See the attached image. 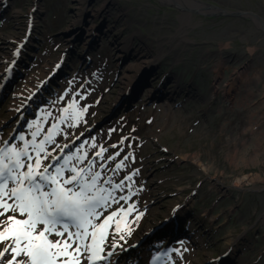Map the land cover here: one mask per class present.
<instances>
[{
  "label": "rangeland",
  "instance_id": "1",
  "mask_svg": "<svg viewBox=\"0 0 264 264\" xmlns=\"http://www.w3.org/2000/svg\"><path fill=\"white\" fill-rule=\"evenodd\" d=\"M200 1L264 19V0ZM8 2L0 4V78L23 39L13 66L25 77L0 91V149L11 138L3 150L35 158L33 144H44L43 164L73 156L78 168L100 173L111 197L96 222L132 207L114 217L120 231L113 223L103 255L123 237L149 236L153 221L193 192L196 209L182 206L167 223L174 229L136 264H207L232 246L227 263L264 264V35L254 24L183 15L159 0ZM157 57L146 87L136 68ZM44 79L51 83L39 86ZM129 82L137 87L126 97ZM24 102L25 122L17 123Z\"/></svg>",
  "mask_w": 264,
  "mask_h": 264
},
{
  "label": "snow or ice",
  "instance_id": "2",
  "mask_svg": "<svg viewBox=\"0 0 264 264\" xmlns=\"http://www.w3.org/2000/svg\"><path fill=\"white\" fill-rule=\"evenodd\" d=\"M47 139L53 142L51 134ZM33 147L35 158L26 149H0V217H4L0 220V243L5 245L0 249V264H83V260L99 264L106 259L103 245L112 224L120 231L121 221L114 217L129 214L132 207L113 212L97 223L111 197V192L100 185V173L93 172L91 165L78 168L72 163L73 156L60 164L45 165L43 160L49 154L44 144L34 143ZM75 159L82 162L80 157ZM65 172L71 175L66 177ZM10 181L13 187H9ZM107 183L112 182L109 179ZM16 213L25 218H17ZM53 236L59 239L50 238ZM5 256L10 259L5 260Z\"/></svg>",
  "mask_w": 264,
  "mask_h": 264
},
{
  "label": "water",
  "instance_id": "3",
  "mask_svg": "<svg viewBox=\"0 0 264 264\" xmlns=\"http://www.w3.org/2000/svg\"><path fill=\"white\" fill-rule=\"evenodd\" d=\"M6 2H7V0L0 2V4L2 3V5H3L2 6L3 9H5L6 6L9 4V2L8 3H6ZM159 3L160 4L166 3L168 6L177 9L181 14L188 15V16L195 14V15H202L204 17L246 18V19H249L254 24V26L264 35V19L261 16H259L257 13H254L252 11H232V10L222 8L218 5H213V4H208V3L202 2L200 0H159ZM20 49H22L21 46H18L16 51H15L16 57L12 60L13 62L11 61L9 66H7V69H5L3 73H1L0 91H2L4 88H6V90H12V88H11L12 85H14L15 83L17 84L19 79H21L20 77H22V78L25 77V75L23 73H19V69H17V74H15V72H16L15 70H16L17 66L16 65L13 66V64H15V62L20 59V58H18V56H20V53H21ZM145 61H146V59H144V64L142 65V66L145 65L144 66L145 68L140 66L143 69V70H141L142 75L146 74L148 71H152L154 68H156L157 64L159 63L158 57L155 59L149 60V62L146 64H145ZM54 68H55V71L53 70L54 72L52 71L50 76L54 77V79H55L56 78L55 74L57 73V70H60L62 68V61H59V63ZM11 72L14 75L12 76L10 81H8V79L12 75ZM154 77L156 78V80H158V78L156 76H154ZM128 80H130V78ZM156 80L154 82H156ZM7 81L9 82V84L7 83ZM13 81H14V83H13ZM169 81L172 82L173 79H170ZM172 83H170V84H172ZM149 85H151V84L146 85V87ZM146 87H143V88H145V91L149 90V88H146ZM153 87L159 88L160 84H157L156 86H153ZM176 87H180V85L178 84ZM163 89L165 90V88H163ZM6 90H5V92H7ZM167 91L168 90H166V92ZM168 92H170V91H168ZM35 94L36 93H33L29 97L28 101L30 99H35V97L37 96ZM111 122H112V119L111 120L109 119L107 122L100 124L99 129H101L104 125L110 124ZM189 198H190V196L187 197L186 199H184V201L187 202ZM193 205H194V203L191 205V208H190L191 210H193ZM178 214H175V213H173V214H161L160 219L153 221L155 226L150 228L151 230L149 231V233H150L149 236L153 237V236L157 235L158 236L157 238H161V236L158 235V230L169 231L168 228H170V230H173L174 228L172 226L168 225L167 223L169 222V219H172L173 216H177ZM146 229H147V227H146ZM146 229H145V232H146ZM172 234L174 235L173 232H172ZM145 236L146 235H144V234L142 236L139 235L135 241H133V242L131 241V242L132 243L136 242L135 244H141L144 241ZM236 244H234V245L237 246ZM158 248H159V246H156V249H158ZM233 249H234V246H232V249L229 248L227 253L222 254L218 258L213 257L212 259H210L208 261L207 264H222L223 261L226 260L227 256L229 255V253L232 252ZM223 264H231V263L230 262L227 263V260H226V262H224Z\"/></svg>",
  "mask_w": 264,
  "mask_h": 264
},
{
  "label": "bare ground",
  "instance_id": "4",
  "mask_svg": "<svg viewBox=\"0 0 264 264\" xmlns=\"http://www.w3.org/2000/svg\"><path fill=\"white\" fill-rule=\"evenodd\" d=\"M103 15L107 18L108 16H109V12L107 11V10H104V13H103ZM151 73V72H150ZM140 76H141V70H140ZM148 78H145V77H143V83L144 82H146V85L148 84V82L146 81ZM127 86H129L130 85V82L129 83H127L126 84ZM97 130H100L99 129V127H97ZM96 131V130H95ZM94 132V131H93ZM238 184H239V182H238ZM237 187V186H236ZM173 221V220H172ZM171 220H170V222H168L169 224L172 222ZM176 221V220H175ZM168 224V225H169ZM166 230H164V231H159V233H158V235H162V234H164V232H165ZM161 232V233H160Z\"/></svg>",
  "mask_w": 264,
  "mask_h": 264
}]
</instances>
